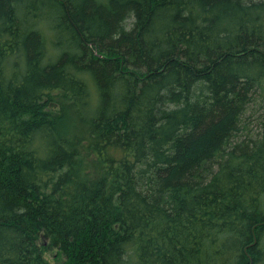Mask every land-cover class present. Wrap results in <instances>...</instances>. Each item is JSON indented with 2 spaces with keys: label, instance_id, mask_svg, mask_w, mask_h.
<instances>
[{
  "label": "trees",
  "instance_id": "1",
  "mask_svg": "<svg viewBox=\"0 0 264 264\" xmlns=\"http://www.w3.org/2000/svg\"><path fill=\"white\" fill-rule=\"evenodd\" d=\"M264 264V0H0V264Z\"/></svg>",
  "mask_w": 264,
  "mask_h": 264
},
{
  "label": "rangeland",
  "instance_id": "2",
  "mask_svg": "<svg viewBox=\"0 0 264 264\" xmlns=\"http://www.w3.org/2000/svg\"><path fill=\"white\" fill-rule=\"evenodd\" d=\"M54 255V253H47L46 254V259H47V262L49 263V264H58V261H56L55 260V256H53Z\"/></svg>",
  "mask_w": 264,
  "mask_h": 264
}]
</instances>
